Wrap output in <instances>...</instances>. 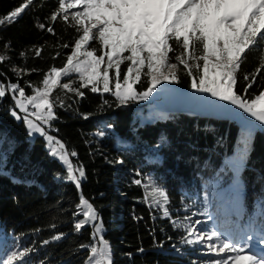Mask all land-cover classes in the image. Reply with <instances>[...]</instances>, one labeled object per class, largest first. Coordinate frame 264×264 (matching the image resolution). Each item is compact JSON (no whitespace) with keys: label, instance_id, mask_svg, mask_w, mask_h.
<instances>
[{"label":"trees","instance_id":"16d2710c","mask_svg":"<svg viewBox=\"0 0 264 264\" xmlns=\"http://www.w3.org/2000/svg\"><path fill=\"white\" fill-rule=\"evenodd\" d=\"M20 2L0 0V15L7 14ZM36 5L39 7L26 10L14 24L0 27V53L5 51L4 43L10 42L8 55L11 57L7 63L0 64V72L4 74L0 80L6 77L16 82V75L9 70L12 64L41 70L23 76L19 81L21 86L25 81L38 83L42 72L52 65L62 66L64 55L53 61L52 46L58 37L61 43L71 42L76 33L61 22L54 25L55 36L40 31L36 18L45 22L57 6V0H36ZM33 45L44 46L42 56L32 58L34 53L30 52L25 64L19 52ZM60 51L68 52L67 49ZM259 55L258 51L249 53L242 70L253 71ZM261 83L258 78L257 85ZM179 85L189 87V78L182 66ZM257 85L251 91H257ZM136 87L141 89V85ZM82 91L85 97L76 103H73L75 97L67 98L70 94L54 93L65 97L70 107L56 108L59 119L52 125L59 132L50 134L66 142L69 149L75 148L78 158H73V162L78 159L85 166L87 179L82 183V191L102 217L104 238L110 242L114 264H192L193 260L212 259L196 253L197 246L179 244L183 233L174 230L167 219H161L158 211L150 212L143 202L145 190L133 184L134 179L151 177L164 187L174 219L186 214L184 204H193L187 214L197 211L208 194V211L213 220L200 225L201 229L211 228L214 222L225 231L231 228L228 225L243 222L264 228L262 130L252 131L246 147V134L232 119L220 121L161 111L149 121H140V117L148 114L149 103L116 107L114 98L105 93L103 99L112 103V107L99 110L100 94ZM12 106L10 96L0 100V157L4 158L6 169L5 175L0 176V252L20 238L23 245L37 250L33 256L37 264L39 261L84 264L88 251L78 246L91 242V228L86 226L77 234L72 227L78 192L72 183L57 178L63 177L65 169L49 156L42 137L28 138L23 121L10 115ZM82 114L90 115L85 120ZM162 114L170 118L162 119ZM98 130L105 131L106 136L96 137L94 133ZM162 136L168 142L157 147ZM116 159L123 163L115 164ZM137 172L141 175L137 176ZM194 219L205 218L195 216ZM53 223L58 225L55 230L50 228ZM56 232L65 233V238L42 247V241ZM161 242L163 247H157ZM174 244L181 249L179 253ZM140 248L143 252L138 251Z\"/></svg>","mask_w":264,"mask_h":264},{"label":"snow or ice","instance_id":"6c2138e0","mask_svg":"<svg viewBox=\"0 0 264 264\" xmlns=\"http://www.w3.org/2000/svg\"><path fill=\"white\" fill-rule=\"evenodd\" d=\"M33 7H39L36 0H21L7 14L0 15V27L14 24ZM56 22L76 33L71 42L61 43L58 37L52 46L51 59L55 61L64 55L62 66L52 65L42 72L38 83L25 81L21 86L19 81L23 76L41 70L12 64L9 70L17 80L11 82L6 77L0 80V100L11 97L10 115L23 121L29 137L38 134L44 139L49 156L65 169L63 177L57 178L75 186L79 198L72 212V227L77 234L86 226L92 229L91 242L78 246L88 251L84 264H114L110 242L104 238L102 217L82 191V183L87 179L85 166L78 159L73 162V158H78L75 148L69 149L66 142L50 134L59 132L52 125L59 119L56 108L70 107L65 97L54 93L59 89L70 94L68 99L75 97L73 103H76L85 97L82 90L87 89L102 97L99 110L112 107V103L103 99L105 93L114 98L116 107L127 106L159 94L165 84H179L182 66L194 93L230 105L264 128V0H57V6L45 22L37 17L35 24L40 31L55 36ZM3 48L0 64L11 59L10 42L4 43ZM60 49L68 52L62 54ZM43 50V45H33L21 50L19 58L26 64L30 52L34 53L32 58H37ZM253 51L260 53L259 63L253 71H243L242 65ZM258 78L262 80L260 85H257ZM137 85H141L140 90ZM254 85L257 91H251ZM89 115L82 114V118L86 120ZM160 118L170 117L162 114ZM94 135L103 138L106 132L98 130ZM251 136L252 127H249L244 140L246 147ZM167 142V137L162 136L157 147ZM114 163L123 161L116 159ZM4 165V158L0 157V176L6 173ZM132 183L145 190L143 202L150 212L158 211L161 219H167L174 230L183 233L180 245L202 247L203 255L214 257L203 264H264V231L257 234L252 223L243 228L237 223L239 238L215 222L208 229L199 227L213 220L208 211V194L197 211L187 214L193 204H184L186 214L174 219L164 187L151 177L134 179ZM195 216L205 219L193 220ZM57 227L55 223L50 225L53 230ZM65 236L63 232H56L43 240L41 246L58 242ZM157 247H163V242ZM173 248L178 253L181 251L175 244ZM253 248H259L260 252ZM36 251L17 238L10 248L0 252V264H37L33 260ZM138 251L143 252V248ZM192 264L199 262L193 260Z\"/></svg>","mask_w":264,"mask_h":264},{"label":"water","instance_id":"95a60500","mask_svg":"<svg viewBox=\"0 0 264 264\" xmlns=\"http://www.w3.org/2000/svg\"><path fill=\"white\" fill-rule=\"evenodd\" d=\"M163 113H183L200 118L226 121L230 119L231 107L211 97L194 93L190 87L165 84L157 94Z\"/></svg>","mask_w":264,"mask_h":264},{"label":"rangeland","instance_id":"374dc122","mask_svg":"<svg viewBox=\"0 0 264 264\" xmlns=\"http://www.w3.org/2000/svg\"><path fill=\"white\" fill-rule=\"evenodd\" d=\"M56 91H60V90L57 89ZM28 94H31V91ZM141 103H149V106H148V110H147L148 114L140 117V121H149L150 119L153 118L154 114L161 113V108H160V105L157 101V94H154L152 97H150L146 101H139V104H141ZM230 107H231L230 119H232L236 123L239 130L243 131L246 134L249 127H252V131L254 129H260L264 132V128L257 125L256 122L254 120H252V118L247 116V114L241 112L238 109H234L232 106H230ZM26 131H27V129H26ZM27 136H28V133H27ZM28 138H32V137L28 136ZM43 143H44V147L46 148L44 139H43ZM77 203H78V200H77ZM194 220H196V219H194ZM248 224H249L248 222H243V224H241L240 227H242V228L246 227ZM227 227H231L229 229V231H231L237 238H239L240 233H239V230L236 228V224H233V226L228 225ZM254 228H255L257 234H259L261 231H264V228H259V227H254ZM91 231H92V229H91ZM0 246H1V236H0ZM197 247H198V249H196V253L203 255L202 253L204 252V249L202 247H199V246H197ZM253 251L260 252V249L259 248H253ZM211 258H214V257L211 256ZM205 261H207V260H201L198 262H199V264H203V262H205Z\"/></svg>","mask_w":264,"mask_h":264}]
</instances>
